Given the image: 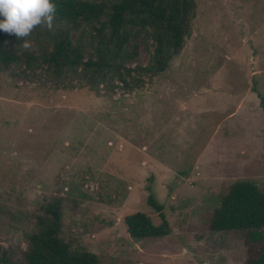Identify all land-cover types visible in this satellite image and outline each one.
Masks as SVG:
<instances>
[{"label": "rangeland", "instance_id": "rangeland-1", "mask_svg": "<svg viewBox=\"0 0 264 264\" xmlns=\"http://www.w3.org/2000/svg\"><path fill=\"white\" fill-rule=\"evenodd\" d=\"M194 10L167 68L135 70L127 85L0 67V246L13 260L58 200L61 238L100 264H245L248 232L209 222L233 182L264 191V0H195ZM134 42L132 69L153 50L146 33ZM149 194L169 232L132 238L126 215L162 221Z\"/></svg>", "mask_w": 264, "mask_h": 264}, {"label": "trees", "instance_id": "trees-1", "mask_svg": "<svg viewBox=\"0 0 264 264\" xmlns=\"http://www.w3.org/2000/svg\"><path fill=\"white\" fill-rule=\"evenodd\" d=\"M56 18L52 31L36 28L25 39L36 46L25 50L23 39L0 31V67L13 66L26 71L44 68L55 78L70 75L97 88L117 79L127 85L126 75L140 70L151 75L164 71L176 56L189 33L195 14V0H52ZM84 28H89L84 36ZM71 30L79 36L73 40ZM146 33L153 42L149 63L129 68L126 63L138 54L134 41ZM84 40L87 42L85 43ZM131 45V50L129 46ZM90 51L85 54V47ZM18 74L20 71L17 72ZM264 110V97L260 95ZM148 204L162 217L160 224L142 212L125 216L128 234L135 239L159 237L169 232L162 214L163 206L152 194ZM61 208L58 200L43 206L36 230L28 235V247L22 261L13 260L0 246V264H100L98 256L89 251H74L64 241ZM212 231H247L245 264H264V191L250 181L237 180L221 195L210 216Z\"/></svg>", "mask_w": 264, "mask_h": 264}, {"label": "clouds", "instance_id": "clouds-1", "mask_svg": "<svg viewBox=\"0 0 264 264\" xmlns=\"http://www.w3.org/2000/svg\"><path fill=\"white\" fill-rule=\"evenodd\" d=\"M56 11L52 0H0V31L23 39L21 47L30 50L32 44L25 38L38 27L52 31Z\"/></svg>", "mask_w": 264, "mask_h": 264}]
</instances>
